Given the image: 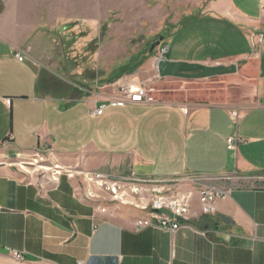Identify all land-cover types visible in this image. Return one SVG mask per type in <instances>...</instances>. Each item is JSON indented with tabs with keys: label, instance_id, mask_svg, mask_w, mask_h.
<instances>
[{
	"label": "crops",
	"instance_id": "0c3cea01",
	"mask_svg": "<svg viewBox=\"0 0 264 264\" xmlns=\"http://www.w3.org/2000/svg\"><path fill=\"white\" fill-rule=\"evenodd\" d=\"M82 2L0 0V145L14 152L48 146L77 156L83 171L111 176L233 174L238 186L216 199L209 214L201 212L194 192L186 225L171 234L157 226L138 230L145 211L89 200L75 177L59 174L43 184L0 163V254L16 252L23 261L42 264H264V42L257 41L264 38V0L208 1L200 19L209 20V35L221 30L227 43L240 44L232 55L169 59L236 64L252 79L251 101L235 102L222 93L158 98L107 105L100 115L93 111L115 94L113 78L59 83L45 64L51 41L43 33L82 17ZM197 21L190 23L193 31H204ZM16 53L27 59L18 61ZM233 108L242 110L236 122ZM229 136L241 140L233 150L227 149Z\"/></svg>",
	"mask_w": 264,
	"mask_h": 264
},
{
	"label": "rangeland",
	"instance_id": "374dc122",
	"mask_svg": "<svg viewBox=\"0 0 264 264\" xmlns=\"http://www.w3.org/2000/svg\"><path fill=\"white\" fill-rule=\"evenodd\" d=\"M208 1L83 0L78 4L82 17L64 20L43 33V37L51 41L50 56L45 64L61 78L57 81L59 83L66 80L72 84L90 85L96 78L100 81L113 78L114 86L129 82L134 86L145 83L154 99L193 100L222 93L235 102L251 101L254 96L252 79L242 75L239 66L233 74L201 79L157 75L156 60L161 56L168 60L175 56L204 58L209 55L220 58L237 51L240 44L227 43L224 31L218 30L214 35L206 31L209 20L200 18L205 13ZM196 20L200 25H197L198 29L203 28L204 31H193L190 25ZM216 25L227 28L223 21H218ZM181 27V31L174 32ZM172 36L176 37L171 41ZM202 41L207 42L204 47L196 46ZM0 163L11 164L24 180L43 184L52 181L50 168L58 167L55 169L62 175L72 171L79 192L84 195L86 190L82 180V172L86 171L77 164V156L58 152L48 146L33 152H14L1 144ZM198 176L201 177L183 174L154 180L178 184L191 198L194 192L197 193V183L204 182ZM229 176L232 179L229 182L235 183L238 179L236 175ZM0 264L42 263L17 261L12 256L0 254Z\"/></svg>",
	"mask_w": 264,
	"mask_h": 264
},
{
	"label": "built area",
	"instance_id": "2783aa9c",
	"mask_svg": "<svg viewBox=\"0 0 264 264\" xmlns=\"http://www.w3.org/2000/svg\"><path fill=\"white\" fill-rule=\"evenodd\" d=\"M256 36L251 35L254 40ZM259 43L264 42V38L259 36ZM18 61L27 59L20 53L15 54ZM156 100L150 95L145 83L133 85L132 83H122L116 86V92L108 96L93 111L95 115H100L107 105L124 106L128 102L151 104ZM186 110V109H185ZM241 108H233L231 117L234 122L240 117ZM241 140L235 136L227 138V149L233 150ZM59 172L52 178V182L57 180ZM68 177H74L72 171L66 172ZM82 180L86 184L84 195L93 198L97 203L129 205L146 212L144 218L136 222V228L157 226L161 230L174 234L177 230L186 225L189 216L188 194L180 185H171L164 182L145 179L129 172L123 176H111L95 171L82 172ZM200 177V176H198ZM202 181L197 183L196 189L200 210L209 214L214 211V202L218 198L226 197L230 190L237 187V183L231 181L229 175H201ZM233 178V177H232ZM184 183V182H183ZM98 199H101L98 200ZM106 205L101 207V211H106ZM12 257L17 261H23L21 254L12 252Z\"/></svg>",
	"mask_w": 264,
	"mask_h": 264
},
{
	"label": "water",
	"instance_id": "95a60500",
	"mask_svg": "<svg viewBox=\"0 0 264 264\" xmlns=\"http://www.w3.org/2000/svg\"><path fill=\"white\" fill-rule=\"evenodd\" d=\"M161 40V37L159 38ZM158 43V40L156 41ZM153 45H151L152 49ZM158 77H178L185 79H201L211 76L233 74L237 70L236 64L208 65L198 62L172 61L164 57L156 60Z\"/></svg>",
	"mask_w": 264,
	"mask_h": 264
},
{
	"label": "bare ground",
	"instance_id": "6f19581e",
	"mask_svg": "<svg viewBox=\"0 0 264 264\" xmlns=\"http://www.w3.org/2000/svg\"><path fill=\"white\" fill-rule=\"evenodd\" d=\"M41 168H45V167H41Z\"/></svg>",
	"mask_w": 264,
	"mask_h": 264
},
{
	"label": "trees",
	"instance_id": "16d2710c",
	"mask_svg": "<svg viewBox=\"0 0 264 264\" xmlns=\"http://www.w3.org/2000/svg\"><path fill=\"white\" fill-rule=\"evenodd\" d=\"M0 8H1V5H0Z\"/></svg>",
	"mask_w": 264,
	"mask_h": 264
}]
</instances>
